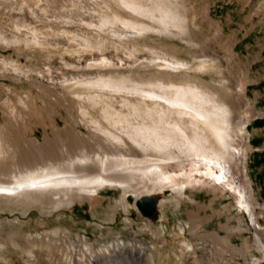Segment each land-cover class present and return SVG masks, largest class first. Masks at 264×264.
Listing matches in <instances>:
<instances>
[{
  "label": "rangeland",
  "instance_id": "1",
  "mask_svg": "<svg viewBox=\"0 0 264 264\" xmlns=\"http://www.w3.org/2000/svg\"><path fill=\"white\" fill-rule=\"evenodd\" d=\"M181 87L224 97L242 87L245 175L264 237V0H0V178L81 171L83 158L110 168L163 161L155 138L183 139L174 109L151 99ZM220 188H186L178 207L162 202L150 217L135 199L170 189L136 188L117 207L122 189L106 187L58 210L1 195L0 264H200L191 212L201 230L222 235L240 219L233 244L254 241L246 211ZM191 240L197 250L182 259L179 245Z\"/></svg>",
  "mask_w": 264,
  "mask_h": 264
},
{
  "label": "bare ground",
  "instance_id": "2",
  "mask_svg": "<svg viewBox=\"0 0 264 264\" xmlns=\"http://www.w3.org/2000/svg\"><path fill=\"white\" fill-rule=\"evenodd\" d=\"M175 65L178 67L186 64ZM241 88L229 90L225 97L220 91L208 93L197 87H181L178 89L179 94L173 99L167 95L157 94L156 98L153 96L154 99L151 100L154 103L166 104L174 109L178 116L174 125L183 139L179 144L182 146H179L172 135L155 138L152 149L158 152L163 161L143 165L139 162L118 163L110 168L107 159L106 162L83 158L85 167L81 171L68 169L51 172L12 184L10 179L0 178V196L10 195L34 204L47 203L48 199L54 203L53 209L58 210L76 200L82 201L106 187L117 186L122 189L123 195L117 207H125L127 197H134L131 191L136 188L141 187L144 191L149 189V193L170 189L169 198L158 199V208L166 201H174L178 207L184 200L186 188L221 187L234 199L236 208L246 211L250 227L254 230V241L251 243L246 239L241 247L233 244L232 234L245 229L242 228L240 219L238 226L229 223L221 225V229L225 231V235H222L216 231L201 230L203 217L198 212H191L187 230L202 245L204 255L199 259L200 264H234L228 261L227 255L233 262L234 256H242L245 260L243 264H260L259 258L249 260L252 249L261 252L264 260V237L256 214L257 202L253 196L252 184L245 175V152L242 146L251 113L243 110ZM141 147L147 150L150 145ZM83 172H89L92 177L82 176ZM188 200L192 202L194 199ZM229 207L228 204L224 208L230 211ZM180 229L185 232L186 226L182 224ZM183 236L180 232L176 233V237ZM192 240L188 247L179 245L182 259L197 250V243Z\"/></svg>",
  "mask_w": 264,
  "mask_h": 264
},
{
  "label": "water",
  "instance_id": "3",
  "mask_svg": "<svg viewBox=\"0 0 264 264\" xmlns=\"http://www.w3.org/2000/svg\"><path fill=\"white\" fill-rule=\"evenodd\" d=\"M158 199L153 193L142 195L135 199V205L143 216L150 217L157 211Z\"/></svg>",
  "mask_w": 264,
  "mask_h": 264
}]
</instances>
